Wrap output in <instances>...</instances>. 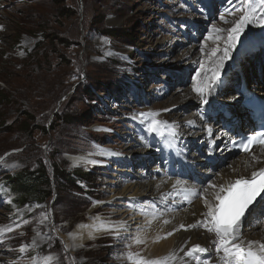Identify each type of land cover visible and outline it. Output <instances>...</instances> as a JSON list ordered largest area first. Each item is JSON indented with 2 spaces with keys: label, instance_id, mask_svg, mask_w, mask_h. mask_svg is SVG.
<instances>
[{
  "label": "rangeland",
  "instance_id": "374dc122",
  "mask_svg": "<svg viewBox=\"0 0 264 264\" xmlns=\"http://www.w3.org/2000/svg\"><path fill=\"white\" fill-rule=\"evenodd\" d=\"M247 2L0 0V264H40L48 256L57 258L49 264H135L140 249L113 233L71 247L69 233L114 208L104 181L119 164L105 159L103 150L129 160L123 132L138 127L130 114L172 102L180 78L192 84L205 56L185 67L181 49H199L203 40L210 45L209 26L221 23L222 12L239 17ZM171 39L178 43L163 54L161 44ZM252 44L244 46L242 66ZM235 69L225 72L229 87ZM195 102L180 105L181 111ZM78 154L105 162L72 166L67 156ZM138 159L135 173L143 168ZM42 165L49 185L30 192L29 173ZM21 245L28 246L23 253Z\"/></svg>",
  "mask_w": 264,
  "mask_h": 264
},
{
  "label": "bare ground",
  "instance_id": "6f19581e",
  "mask_svg": "<svg viewBox=\"0 0 264 264\" xmlns=\"http://www.w3.org/2000/svg\"><path fill=\"white\" fill-rule=\"evenodd\" d=\"M250 2L255 7L259 0H250ZM226 15L222 12L219 15L220 19L222 16L224 17L220 20L221 23L219 25L212 23L209 26V33L206 36H210L213 40L210 45H207L209 43L203 40L199 45L200 51L193 44L186 45L181 49L180 57H182L185 67H191L198 63L202 56H205L202 58L204 61H201L204 69H201L200 64L192 77V84L189 79L180 78L181 81L178 82V86L173 92L174 98L171 97L172 102H164L160 109L145 108L142 112L156 114V119L167 121L168 124L157 125V132H149L147 125L152 116H140V113L135 115L131 113L130 115L132 118L135 117L133 121L137 122L138 127L135 131L123 130V138L125 148L130 150L128 152L130 157H133V155L131 156L133 153L137 154L136 157L133 159L129 157L131 160L129 161L118 156L111 149L105 148L103 150L105 159L114 161V165L119 164V166L114 167L116 172L111 174L113 178L104 181L105 187L108 188L107 192H111L109 203L114 208L112 207L113 210L106 212L108 215L96 213L97 215L90 217L86 222H81L80 227L74 230L73 243L82 245L88 240L113 233L120 237L122 243H133L138 247V250L140 249L138 253L141 257H135L134 261L142 258V256L144 259L149 257L146 260L163 259L169 256V253H174L175 259L170 258L166 264H195L193 259L185 257L183 253L193 245L199 244L209 250L208 253L202 254V259H209V264H221L213 244L216 239L214 233H209L205 228L199 226L185 231L180 228V225L187 226L204 219L201 214L208 211L204 200L213 201V193L219 190L218 187L216 189L209 187L210 184L227 186L229 182L235 181L241 176H250L253 170L264 164V162L256 164L252 161L251 152L231 157L229 153L227 155V146L222 142L224 134L217 123L218 118L211 115L216 106L232 107L235 108L234 113L239 120L235 126L236 130L246 131L249 126H253L245 110L237 107L238 95L234 85L239 82L240 76H249L253 83L251 84L249 79L245 78L248 87L258 90L263 88L264 70L260 67L258 74L255 69L256 65H253L257 60L261 64L264 63V26H261L260 23L261 12L259 10L254 13L257 17L254 23L245 28L236 45L229 49V57L224 60L223 67L219 69L220 80L214 87L212 94L205 97L209 100V104H201L198 94L193 90V85L199 84L203 80L205 71L211 75L210 70L216 66L219 57L224 54V49L228 47L227 29L231 28L233 22L239 17L227 18ZM202 17L205 21V17L203 15ZM230 20L233 22L227 24ZM214 26L223 31L214 32L212 28ZM217 35L220 37L218 40L215 39ZM246 42L253 43L251 47L253 50L249 52L248 58L242 66L239 62ZM177 43L176 40H165L159 50H163L164 54ZM201 46H203V51H201ZM213 48L219 49L214 56L211 55ZM260 49L262 50L261 56L258 53ZM233 69H235L234 77L230 81L232 86L229 87L227 86L229 82L225 84L223 78ZM198 73H200L199 76ZM194 100L199 103L197 107L192 110L189 108L181 111L180 105L188 103L191 107L195 102ZM165 109L169 111H165ZM242 112L245 113L247 122L243 121L245 118L241 117ZM188 120L195 121V124H187ZM208 127L212 128L211 134L207 131ZM173 131L176 135L172 134ZM193 143L196 144L194 149L191 148ZM253 152L257 156H261L262 161H264L261 146H254ZM67 158L72 166L85 164H90L92 167L102 166V163L105 162L80 154L68 155ZM138 158H140L143 168L135 173L133 164ZM155 158L160 161L159 165L150 166L148 161ZM206 158H208V162ZM217 159L218 162L210 166V163ZM126 177L128 180H125ZM154 178L156 179L154 180ZM177 180L182 183L174 188L173 185L176 184ZM205 188L208 190L201 196L199 193ZM114 200L117 202H112ZM96 207L97 205L94 204L90 210ZM142 207L145 208L141 209ZM109 208L111 209V207ZM174 229L178 230L174 231ZM169 232H172V235H167ZM138 235L143 241L142 243L136 242ZM242 235L245 240L264 242V209H258L255 215L247 218L242 227ZM117 240L118 238L112 243H118ZM64 241L69 246L70 241L68 239ZM134 263L136 264V262Z\"/></svg>",
  "mask_w": 264,
  "mask_h": 264
},
{
  "label": "snow or ice",
  "instance_id": "6c2138e0",
  "mask_svg": "<svg viewBox=\"0 0 264 264\" xmlns=\"http://www.w3.org/2000/svg\"><path fill=\"white\" fill-rule=\"evenodd\" d=\"M242 3H244V0H242ZM257 10L261 12L260 23L261 26H264V0H259L255 7H253L250 0H248V5L246 8L242 9V14L233 22V26L227 29L228 47L224 49V54L219 57L216 66L210 70L211 75L205 71L203 80L199 84L193 85V90L198 94L201 104H209V100L205 97L206 95H211L214 87L217 86V82L220 80L219 69L223 67L224 60L229 57V49L236 45L237 40L245 31V28L254 23L257 19L254 15ZM221 19H224V17L222 16ZM213 31L219 33L223 30L214 26ZM219 38V35L215 37L217 40ZM203 50V46H201V51ZM218 50V48H213L211 55L214 56ZM201 69H204L203 64H201ZM197 75L199 76L200 73ZM165 111L169 110L165 109ZM146 115L152 116L151 121L147 125L149 132H157V125L168 124L167 121L156 119V114L140 113V116ZM133 119H135V117H133ZM187 124L194 125L195 121L188 120ZM207 131L211 134L212 128L208 127ZM172 134L176 135L174 131ZM233 145L240 148L245 153L251 152V159L256 164L264 162L261 156H257L253 152V147L259 145L262 148V155H264V134L258 133L240 142H233ZM181 183V181L177 180L173 187L175 188ZM209 187L213 189L218 187L219 190L213 193V201H209L208 199L204 200V204L208 209L207 212L201 214L204 219L198 220L195 224H189L187 226L181 224L180 228L187 231L188 229L199 226L205 228L209 233H214L216 239L213 241V244L221 264H264V242L260 240H245L242 235V227L247 218L255 215L258 209H264V167L253 170L251 175L247 178L241 176L235 181L229 182L227 186L223 184L219 186L210 184ZM207 190L208 189L205 188L199 194L203 196L204 192H207ZM24 223L26 224L28 221H24ZM165 223H168V221H165ZM19 226L20 225H16V227ZM177 230L178 229H174V231ZM8 231H11V229H8ZM3 232L4 229H0V236L3 235ZM37 234L39 235V233ZM69 235L75 238L74 234L69 233ZM167 235H172V232L167 233ZM0 242H2V240H0ZM136 242H143L139 238V235L136 238ZM32 246H36L35 239H33ZM80 246L81 245L75 243L71 245V247ZM27 247V245H21L19 251L23 253L26 251ZM68 247V245L65 246L66 250ZM208 251L209 250L205 247L196 244L184 252L183 255L193 259L195 264H209V259H202V254L208 253ZM170 258L174 260L175 254L169 253V256L163 259L146 260L140 258L136 261V264H166ZM54 259L57 258L53 256L44 257L40 264H49V262ZM34 264H37V262H34Z\"/></svg>",
  "mask_w": 264,
  "mask_h": 264
},
{
  "label": "trees",
  "instance_id": "16d2710c",
  "mask_svg": "<svg viewBox=\"0 0 264 264\" xmlns=\"http://www.w3.org/2000/svg\"><path fill=\"white\" fill-rule=\"evenodd\" d=\"M29 179L31 181V185H29L28 191L36 193L39 190V185L44 184L46 187L49 185L50 182V175L49 171L45 166L42 165L41 171L35 169L29 173ZM13 180L11 177L10 181Z\"/></svg>",
  "mask_w": 264,
  "mask_h": 264
},
{
  "label": "water",
  "instance_id": "95a60500",
  "mask_svg": "<svg viewBox=\"0 0 264 264\" xmlns=\"http://www.w3.org/2000/svg\"><path fill=\"white\" fill-rule=\"evenodd\" d=\"M229 154L232 155V154H235V153L233 151H230Z\"/></svg>",
  "mask_w": 264,
  "mask_h": 264
}]
</instances>
